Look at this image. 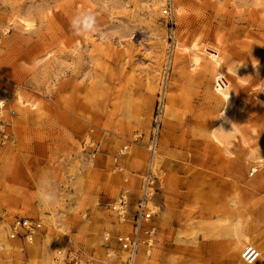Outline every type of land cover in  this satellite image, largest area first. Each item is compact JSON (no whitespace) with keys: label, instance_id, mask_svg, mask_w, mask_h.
Returning <instances> with one entry per match:
<instances>
[{"label":"rangeland","instance_id":"obj_1","mask_svg":"<svg viewBox=\"0 0 264 264\" xmlns=\"http://www.w3.org/2000/svg\"><path fill=\"white\" fill-rule=\"evenodd\" d=\"M157 1L0 0V264H126L111 206L141 197L160 112L145 263L243 264L247 234L264 264V0H173L175 26ZM178 44L221 47L229 104ZM20 219L33 241L10 237Z\"/></svg>","mask_w":264,"mask_h":264},{"label":"built area","instance_id":"obj_2","mask_svg":"<svg viewBox=\"0 0 264 264\" xmlns=\"http://www.w3.org/2000/svg\"><path fill=\"white\" fill-rule=\"evenodd\" d=\"M164 14L169 19L171 25L175 26V9L173 0H167ZM223 84V80H221ZM162 112L156 115L154 124L152 126V132L150 135L149 150L155 149L158 145L160 132L162 128ZM7 135L4 136L7 139ZM144 187L142 189V195L136 203L133 211L129 210L131 204L130 190L125 189L119 198L111 206L112 210L118 216L121 221L131 222V228L128 229L127 233L122 234L121 232L115 237L116 245L123 250L128 251V259L126 264H136V256L138 254L140 246L152 245L156 237L155 221L158 213L154 207V198L158 195V189L155 186L156 178H153L150 171L146 174ZM146 189V191H144ZM125 218V219H124ZM125 220V221H124ZM128 224V223H127ZM41 228V224L37 221L28 219H20L15 222L11 228V238H19L28 242L33 241L37 231ZM71 242V241H69ZM67 260H73L75 264L80 261L78 256L72 257V254H68L65 257ZM260 258L259 250L254 246H247L244 250L242 259L246 264H254ZM59 260V259H58ZM77 260V261H76Z\"/></svg>","mask_w":264,"mask_h":264},{"label":"bare ground","instance_id":"obj_3","mask_svg":"<svg viewBox=\"0 0 264 264\" xmlns=\"http://www.w3.org/2000/svg\"><path fill=\"white\" fill-rule=\"evenodd\" d=\"M161 4H164V1L158 0L155 5L158 7ZM177 48H178V51L181 54H185L188 58H190V60L193 63V66L195 68H199V67H202L203 64H207L208 68L210 69L211 76L213 78V83H214V88H215L214 95L216 97H218L219 99H221L224 102V104H229L234 98V93H233L232 89L230 88V84L229 83H227V82L226 83L224 82L223 84L221 83V80L222 79L224 80V78H225L224 74L221 72V63H222V52H221L222 50H221V47L216 45L214 50L208 51L206 49L207 48L206 46L194 45V46L189 47V46H186V45H183V44H178ZM225 97H227V99H225ZM17 102H18V107H19L20 110H22V108L25 107V106H29L32 109L37 107V103L36 102L30 101V100H24V98L22 96L18 97ZM4 106H5V101H3V100L0 101V115H1V112H2V109H3ZM222 117H223V119H222V121L220 123V126L217 128L216 131L213 132V137L215 139H218V140H219V136L225 134L226 126L228 125V123H230V121L228 120L226 114L222 113ZM229 119H230V117H229ZM157 149H158V146L155 149H150L149 150L148 169H147L148 171H147V173H149V171L151 172V169L157 168V164H158L157 163L158 154L156 152ZM259 159L260 160L258 162L253 163L254 167L256 168L255 169L256 171H258L257 169H259V168L264 166V157H260ZM159 169L161 171V174L163 175L165 173L164 162H162L160 164V168ZM152 172H155V170L152 171ZM162 179L163 178L161 177L160 181H162ZM144 191H146V189ZM122 219H123V217H122ZM152 245H147V246H143L142 245V246H140L138 254L136 256V261L135 262H137V258H138V262L139 263H141V264H142V262L145 263V260L147 261V259L151 255L150 247ZM253 245L256 246L257 243L254 240H252V238L249 235H247V234H244V235L239 234L237 236V239L233 243V245H231L232 247H231V249H229L230 250L229 254L236 262L240 263L245 248L247 246H253ZM60 252H61L60 254L63 253V251H60ZM262 258H263V255H262V253H260V258L254 264H258V262L260 260H262ZM241 263H243V262H241ZM243 264H246V263H243Z\"/></svg>","mask_w":264,"mask_h":264},{"label":"clouds","instance_id":"obj_4","mask_svg":"<svg viewBox=\"0 0 264 264\" xmlns=\"http://www.w3.org/2000/svg\"><path fill=\"white\" fill-rule=\"evenodd\" d=\"M225 99H227V97H225Z\"/></svg>","mask_w":264,"mask_h":264}]
</instances>
